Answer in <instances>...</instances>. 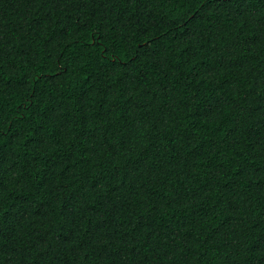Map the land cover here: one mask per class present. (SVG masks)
I'll return each mask as SVG.
<instances>
[{
    "label": "trees",
    "instance_id": "16d2710c",
    "mask_svg": "<svg viewBox=\"0 0 264 264\" xmlns=\"http://www.w3.org/2000/svg\"><path fill=\"white\" fill-rule=\"evenodd\" d=\"M0 264H264V0H0Z\"/></svg>",
    "mask_w": 264,
    "mask_h": 264
},
{
    "label": "snow or ice",
    "instance_id": "6c2138e0",
    "mask_svg": "<svg viewBox=\"0 0 264 264\" xmlns=\"http://www.w3.org/2000/svg\"><path fill=\"white\" fill-rule=\"evenodd\" d=\"M213 3H215V0H212Z\"/></svg>",
    "mask_w": 264,
    "mask_h": 264
}]
</instances>
